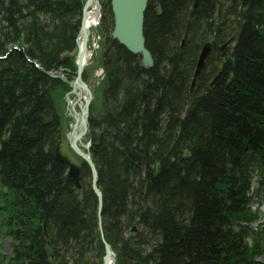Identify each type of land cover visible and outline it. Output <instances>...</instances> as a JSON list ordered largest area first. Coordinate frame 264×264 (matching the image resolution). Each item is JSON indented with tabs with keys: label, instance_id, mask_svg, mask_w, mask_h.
<instances>
[{
	"label": "trees",
	"instance_id": "16d2710c",
	"mask_svg": "<svg viewBox=\"0 0 264 264\" xmlns=\"http://www.w3.org/2000/svg\"><path fill=\"white\" fill-rule=\"evenodd\" d=\"M191 2L149 0L146 70L110 38L101 0L104 81L89 138L103 133L92 158L116 264H254L238 226L249 218L240 159L264 157V0H205L193 13ZM82 4L0 0V184L19 242L7 264H101L95 197L83 183L79 198L54 157L53 97L68 87L48 75L75 73ZM231 37L233 53L209 71L215 85L203 73L190 93L203 43Z\"/></svg>",
	"mask_w": 264,
	"mask_h": 264
},
{
	"label": "water",
	"instance_id": "95a60500",
	"mask_svg": "<svg viewBox=\"0 0 264 264\" xmlns=\"http://www.w3.org/2000/svg\"><path fill=\"white\" fill-rule=\"evenodd\" d=\"M97 1V0H96ZM110 2V9L113 16V32L111 37L115 40L120 46L124 47L128 52L133 55H138L141 58V65L144 68H151L153 66V59L150 52L145 48V38L143 35V26H144V13L147 8L148 0H108ZM204 0H194L193 2V10H196L199 4H201ZM91 0H86V3L83 7L82 12V24L80 28V35L82 37V47L76 56V78L71 86L78 84L88 95L89 100L86 102L81 116H78L74 109H71L70 112L73 118V126L71 128L69 143L72 151L79 156L85 163L89 166L91 171V186L92 191L97 198V214H98V223L99 228H101V213L103 208V195L97 189V171L95 169L94 164L91 159L84 155L82 151L78 148V144L80 143L81 138L88 131L87 126V115H88V107L90 103L91 93L88 88L81 82V74H82V66L84 64V57L86 53V41H87V32L85 30L83 20L85 17V12L89 7ZM227 45H224L225 48ZM211 50V44H205L200 52V55L197 60V64L195 67L191 90L195 84V78L201 73L205 59ZM81 127L79 133H77V129ZM101 139V138H100ZM101 145V140L99 142V146ZM86 148L85 146H82ZM55 156L59 161L65 162V160L60 156L58 150L56 149ZM69 179L74 183L75 187L79 188V170L72 164H69L68 171ZM106 256L104 258V264L107 263L109 252V246L103 241Z\"/></svg>",
	"mask_w": 264,
	"mask_h": 264
},
{
	"label": "rangeland",
	"instance_id": "374dc122",
	"mask_svg": "<svg viewBox=\"0 0 264 264\" xmlns=\"http://www.w3.org/2000/svg\"><path fill=\"white\" fill-rule=\"evenodd\" d=\"M97 37V33L94 32L93 33V38ZM101 40V39H100ZM91 46V44H90ZM101 47V44H100ZM92 50L93 46H91ZM101 54H102V49L98 48L97 50H94L93 55L91 60L87 63L86 67H85V82L87 83L88 87L90 88L91 92H93V100L91 102V111H90V115L92 116H98L100 113V105H101V93H102V89H103V85H102V70L100 67V61H101ZM58 77H61L62 74L58 73L57 75ZM62 78V77H61ZM67 96V94L65 95L64 92L62 91H58L57 93L54 94V103L56 104V107L58 109V112L61 116V129H60V134H59V142L58 144H60V149L61 152L69 159L71 160L74 164L79 165V160L78 158L71 152L70 148H69V143L67 140V136L70 132V127L72 124V120L69 117V113L67 112V105L65 102V97ZM70 99H72V96L70 95ZM77 108H81L80 107V103H78ZM93 108V109H92ZM264 198V196H263ZM257 207V204L255 201L251 202L250 204V208L253 212L256 211L258 218H259V222L260 225L258 228H256V226L258 224H253L250 226V230L253 232H257L260 234L261 230L264 229L262 222H263V218H264V214L262 213L263 207L264 205H262L260 207V210L255 209ZM255 209V210H254ZM261 237H264V235H262ZM8 239V238H7ZM4 240V242L2 243V246L0 251L5 254V251L8 252V240ZM263 239V238H261ZM11 240H9V245H10ZM261 245L263 246L264 249V240L261 241ZM11 248V247H10ZM264 253V250H263ZM257 261V260H256ZM261 264H264V256L263 258L260 260Z\"/></svg>",
	"mask_w": 264,
	"mask_h": 264
},
{
	"label": "bare ground",
	"instance_id": "6f19581e",
	"mask_svg": "<svg viewBox=\"0 0 264 264\" xmlns=\"http://www.w3.org/2000/svg\"><path fill=\"white\" fill-rule=\"evenodd\" d=\"M99 7L96 4V0H91L88 9L85 12V17L83 20V24L85 27V30H87V33L90 32V29L96 28L98 25V18H99ZM82 18V16H81ZM81 20V19H80ZM81 26V25H80ZM77 38V36H76ZM82 46V37L81 35L78 36L77 41H76V50L80 51ZM90 53H86L85 57H84V62L86 66V63L88 62V60L90 59ZM71 96H72V100L69 101V106L71 109H76V103H74L75 101H78V103H80L81 109L83 110L84 104L86 103V101L88 100V96L87 94L84 92L83 89H81V87L78 84H75L74 86L71 87ZM75 99V101H74ZM77 112V111H76ZM81 130V127L79 129H77V133H79ZM106 264H114L113 262V256L112 254H110L108 256L107 259V263Z\"/></svg>",
	"mask_w": 264,
	"mask_h": 264
}]
</instances>
